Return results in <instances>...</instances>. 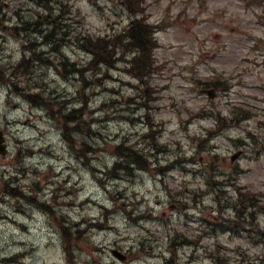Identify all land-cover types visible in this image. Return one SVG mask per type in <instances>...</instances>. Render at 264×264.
<instances>
[{
    "label": "rangeland",
    "instance_id": "obj_1",
    "mask_svg": "<svg viewBox=\"0 0 264 264\" xmlns=\"http://www.w3.org/2000/svg\"><path fill=\"white\" fill-rule=\"evenodd\" d=\"M262 1L146 0L150 21H166L155 37L159 68L149 78L155 91L150 97L142 92L121 62L96 75L89 71V132L75 134L74 142L104 151L78 157L56 120L23 94L52 103L66 99L70 106L81 82L39 60L16 66L27 46L42 60L55 55L38 33L23 31L22 22L62 20L61 52L86 65L90 54L78 46L79 37L118 34L128 14L121 0H50L52 9L35 0H0V72L18 87L0 83L6 146L0 154V264H215V256L225 264H264V214L258 209L251 222L240 220L227 203L240 187L259 192L264 204ZM215 82L221 89L209 98L202 89ZM217 113L224 120L214 131ZM148 121L154 133L145 138ZM122 144L145 153L147 170L132 165L115 177L105 173L116 158L109 146ZM16 190L47 200L54 214L29 205ZM59 222L80 230L72 239L75 257L67 256ZM111 248L126 259L119 261Z\"/></svg>",
    "mask_w": 264,
    "mask_h": 264
},
{
    "label": "trees",
    "instance_id": "obj_2",
    "mask_svg": "<svg viewBox=\"0 0 264 264\" xmlns=\"http://www.w3.org/2000/svg\"><path fill=\"white\" fill-rule=\"evenodd\" d=\"M35 1L45 8H53V6L49 3L50 0ZM142 1L143 0H121L120 4L123 5L129 15V23L120 33L114 35H87L79 37L78 46L84 52L90 54V58L85 62L86 65L81 63V67L75 61H70L67 56L61 52V38L56 35L64 26V22H62V20L56 21V17L55 19H50L46 16L45 23L38 20L33 22H22L21 29L23 31L29 30L38 33L43 39V44L51 46L52 51L56 54L55 57L42 60L39 57L41 53L37 52V48L34 46H27L26 48L30 52L29 56H23L16 66L26 69L35 62L41 61L52 64L53 61H57L55 64L61 68V71L65 76H78V81L81 82L79 96L76 98L79 103H81V107L78 108L66 107L64 105V103H66L65 100L52 103L49 99L44 98L37 93L24 94L26 98L40 106H43L48 111V114L59 124L64 139L68 142L72 149L81 155H86L87 152L100 153L104 151L103 147H93L88 145L86 142H83V147L78 148L74 142V134L81 133L85 128V131H89L88 122L83 118L87 103L85 85L87 83L86 74L88 73L84 70H94L93 74L96 75L101 67H113L117 61L124 60L126 61V63H124L126 72L138 80L140 86L145 91H152V87L149 85L147 77L155 71V61L152 58L151 53V49L155 45L153 38L154 28L145 21L144 16L140 15L142 10ZM126 56H128V58H126ZM0 80L7 85H12L14 89L18 90L17 83L13 81L12 75H4L0 72ZM147 95H150V93ZM142 105L148 108L150 104L147 101H144L142 102ZM147 116L150 117V115ZM148 122L150 132L149 134L142 135V137L145 138L148 135L152 136L154 133V130H152L154 124L150 123V121ZM109 147L112 148V152L115 156H117V158L113 162L112 166L106 169L107 171H105V173L107 175L115 177L124 170L130 171V169H132V165L137 166L141 170H147L149 160L145 156L144 152L135 149L132 145H110ZM153 148L159 152L158 144H155ZM237 191V198L235 200L228 199L227 203L234 208L235 215L238 219L251 222L255 218L254 212L257 213L258 209H260L262 214H264V204L259 203L257 195L242 190L240 187H237ZM220 198L221 197L217 196L219 204L221 200ZM255 208L257 209L255 210ZM62 232L67 256L69 255L70 257H74L72 251L74 242L72 239L75 241L78 239L80 230L73 232L71 228H66L63 229ZM81 232L83 233V231ZM215 264L225 263L218 256H215Z\"/></svg>",
    "mask_w": 264,
    "mask_h": 264
},
{
    "label": "water",
    "instance_id": "obj_3",
    "mask_svg": "<svg viewBox=\"0 0 264 264\" xmlns=\"http://www.w3.org/2000/svg\"><path fill=\"white\" fill-rule=\"evenodd\" d=\"M0 151H3V147L2 146H0ZM234 157H236V156H232V159H234ZM113 253L116 254L120 259H124V256L116 253L115 251H113Z\"/></svg>",
    "mask_w": 264,
    "mask_h": 264
}]
</instances>
